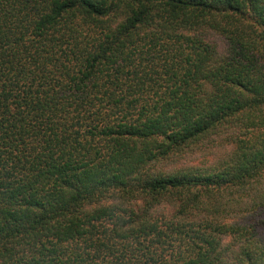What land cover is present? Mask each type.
<instances>
[{
  "label": "trees",
  "instance_id": "16d2710c",
  "mask_svg": "<svg viewBox=\"0 0 264 264\" xmlns=\"http://www.w3.org/2000/svg\"><path fill=\"white\" fill-rule=\"evenodd\" d=\"M0 264H264V0H0Z\"/></svg>",
  "mask_w": 264,
  "mask_h": 264
}]
</instances>
